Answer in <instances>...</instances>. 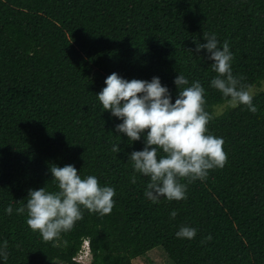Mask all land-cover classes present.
<instances>
[{
  "label": "trees",
  "instance_id": "obj_1",
  "mask_svg": "<svg viewBox=\"0 0 264 264\" xmlns=\"http://www.w3.org/2000/svg\"><path fill=\"white\" fill-rule=\"evenodd\" d=\"M204 33L221 48L228 41L233 75L259 88L256 113L243 104L216 113L230 98L211 85L210 53L196 52ZM113 72L159 77L173 103L177 76L187 86L199 81L208 132L224 139V167L203 180L180 178L185 199H148L150 177L130 159L146 132L131 141L98 99ZM263 81L264 0H0V248L8 241L0 264H82L73 258L85 238L90 264H133L158 246L173 264H264ZM68 164L113 187L115 204L106 215L82 207L70 231L45 241L26 222L29 190L58 191L50 168ZM182 226L195 238H178Z\"/></svg>",
  "mask_w": 264,
  "mask_h": 264
},
{
  "label": "clouds",
  "instance_id": "obj_2",
  "mask_svg": "<svg viewBox=\"0 0 264 264\" xmlns=\"http://www.w3.org/2000/svg\"><path fill=\"white\" fill-rule=\"evenodd\" d=\"M204 39L206 43L196 42V52L206 49L210 53L208 58L217 73L211 81L212 87L230 98L233 107L243 104L256 113L251 86L242 83L243 76L233 75V54L228 41H224L221 48L215 35L204 33ZM174 82L179 88L174 103L159 77L151 81L128 80L113 72L97 94L103 109L122 119L123 122L116 126L118 132L126 134L131 141L140 140L146 132L144 149L131 152L130 159L135 171L150 177L145 195L153 203L162 196L170 201L185 199L187 185L181 183L180 178H188L189 182L203 180L209 170L222 168L227 162L224 139L208 132L212 116L204 107V87L199 81L187 86L189 81L183 75L177 76ZM161 150L164 155H158ZM112 151L119 153L120 146L114 145ZM50 171L58 191H48L45 187L30 189L26 204L28 226L34 232L39 231L45 241H54L61 233L70 231L83 219L82 207L101 215L111 213L115 204L113 187L101 186L94 175L81 178L79 170L71 164L52 165ZM132 182L135 183V176ZM5 211L10 215L12 205L9 204ZM16 211L23 214L25 207ZM176 215V211L170 213L172 218ZM196 234L195 228L182 226L176 236L190 240ZM7 247L5 240L0 248V256L5 261Z\"/></svg>",
  "mask_w": 264,
  "mask_h": 264
},
{
  "label": "rangeland",
  "instance_id": "obj_3",
  "mask_svg": "<svg viewBox=\"0 0 264 264\" xmlns=\"http://www.w3.org/2000/svg\"><path fill=\"white\" fill-rule=\"evenodd\" d=\"M264 83V81L262 82ZM257 85L251 87L253 90V95L259 88H256ZM228 105H231L229 101L225 104H220L216 107V113L222 112ZM91 259L88 260L85 264H90ZM55 264H65L60 261L55 262ZM133 264H173L169 258L167 252L161 246L155 247L147 254L142 255L134 259Z\"/></svg>",
  "mask_w": 264,
  "mask_h": 264
},
{
  "label": "built area",
  "instance_id": "obj_4",
  "mask_svg": "<svg viewBox=\"0 0 264 264\" xmlns=\"http://www.w3.org/2000/svg\"><path fill=\"white\" fill-rule=\"evenodd\" d=\"M92 260L91 243L89 238H85L82 247L76 256L73 258L74 261L85 264L88 260Z\"/></svg>",
  "mask_w": 264,
  "mask_h": 264
}]
</instances>
